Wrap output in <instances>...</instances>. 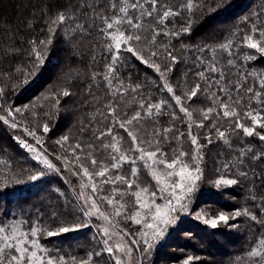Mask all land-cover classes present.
<instances>
[{"label":"trees","instance_id":"16d2710c","mask_svg":"<svg viewBox=\"0 0 264 264\" xmlns=\"http://www.w3.org/2000/svg\"><path fill=\"white\" fill-rule=\"evenodd\" d=\"M199 2L215 6L220 0H199ZM111 3L112 0H0V88L4 89L1 104L5 109L14 107L24 109L29 105L43 104L44 107L37 106L32 109L38 114L36 117L32 116L31 111L25 110L22 114H16V120L21 125L34 129L38 135L41 134V125L47 122L52 131L44 135L43 145L54 155H61V159L69 153L61 149L55 141L63 130L74 124L76 119L78 124L83 126L90 123L94 132L105 131L111 124V117L107 115L104 107L112 100L109 89L102 76H97L96 81H92V74L103 73L107 62L104 59L106 53L103 48L107 41L99 31L102 23L100 19H94L97 13L93 9L111 14ZM185 3L186 0H160V5H167L173 10L180 11V15L169 17L166 21L168 31H179L185 24L189 15L183 8ZM89 5L93 7L89 8ZM58 11H67L73 14L75 19L57 27L53 44L47 50L45 64L38 75L28 85L16 88L15 85L22 75L17 72V68H27L33 59L28 42L31 39L39 41L47 37L48 25L44 21ZM192 18L195 23L190 32L181 33L180 36L171 39V50L180 61L168 74L175 93L182 94L185 73L189 84L198 79L194 75L200 70L195 66L198 63L197 56L206 59L215 56L229 81L234 83L241 79L243 82L242 77L248 75L244 87L258 88L256 77L264 75V54L247 48L243 37L245 34H251L250 30L254 22L258 28L264 27V0H227L214 11L205 8L202 12H195ZM77 23L82 24L85 31L76 29ZM154 23L153 20L145 21L146 30L143 34L149 39L152 32L148 26ZM156 27L163 26L156 25ZM253 35L254 38H258V34ZM229 40L233 41L231 56L219 47ZM157 43H168V37L161 34L157 37ZM201 48L207 50L201 52ZM211 49H215V53ZM249 55L254 57L250 61L245 59ZM124 56V66L119 69L120 78L126 84H139L142 87L136 92L129 89L122 98L117 97L119 104L117 111L121 114V118H124L123 113L131 116L135 111H141L143 115L138 103L141 99L145 101V107L149 102L168 100L175 108L177 116L183 117V113L179 112L174 100L171 99V94L157 86L161 83L159 74L130 54L125 53ZM93 57H96L95 61ZM229 59L234 61L235 68L227 64ZM237 72L240 74L239 77ZM97 84L99 87L96 86ZM90 85L91 91L88 90ZM61 89L69 90L71 95L43 100L46 93L60 92ZM56 99L59 100V105L54 108L52 106L55 105ZM210 103L205 95L198 93L197 97L186 103V106L198 109L207 107ZM64 106L65 112L62 111ZM252 107H257L255 102L252 103ZM242 109L243 105H241ZM46 111L50 115H44ZM167 111L171 109H166ZM100 112L104 115H100ZM0 115H6V112L0 110ZM57 115H59L58 119ZM193 115L194 118L199 116L195 111ZM63 118L66 122L62 121ZM156 119L159 120L161 128L171 124L175 126L176 131L185 132L182 142L173 140L171 143H164L162 147L165 151L182 149L191 153L192 145L187 137L186 122L180 119L173 121L167 114ZM100 121H106L103 130H100L101 127L103 128ZM243 122L249 125L251 123L250 120ZM143 123L149 128L154 125L153 119L144 120ZM204 123V129L193 127L192 131L200 136L201 143L206 144L203 137L207 134L208 125L212 120ZM220 123L224 127L229 125L228 120H221ZM91 127L89 126L88 130ZM256 131L264 134V129L257 128ZM113 134L127 137V133H121L118 127L113 128ZM88 135L95 138L92 134ZM228 136L231 146L219 141L214 135L215 142L203 149L204 179L200 183L201 195L194 209L202 208L209 216L217 215L221 211L231 214L236 210L247 209L257 215L258 219L264 220V163L250 161L252 153L259 154L264 151V142L256 135L244 136L242 130L230 131ZM17 137L25 138L21 131L0 122V161H3L0 163V222L6 224L10 220L22 217L24 221L29 220L34 223L33 216H37L41 222L44 220L43 217L53 216L46 212L48 207H51L49 204L53 203L49 199L52 190L65 185L59 175L54 173H48L36 182L28 181V173L36 170L40 165L30 153L18 146ZM248 148H251L252 152L242 158L243 164H238L239 153ZM229 160L232 161L233 166L227 170L223 169L222 165ZM244 170L248 173L247 177L239 176V172ZM222 175L225 178H236L239 182L233 186L216 188L212 181ZM13 177L23 179L24 183L16 184ZM55 217L52 221L58 222V215ZM230 224L236 227L221 223L218 228L213 229L197 221L196 218L182 219L168 241L158 248L154 257L150 259L146 256L145 264H177L183 263L188 257L198 258L192 260L191 264H243L244 254L249 253L259 240L264 238V227L243 215L230 220ZM129 225L131 226V222ZM59 240L63 243L65 237H46L45 245L58 248ZM221 242L223 246L220 245ZM239 255L244 256L241 259ZM244 264H255V260L251 259Z\"/></svg>","mask_w":264,"mask_h":264},{"label":"snow or ice","instance_id":"6c2138e0","mask_svg":"<svg viewBox=\"0 0 264 264\" xmlns=\"http://www.w3.org/2000/svg\"><path fill=\"white\" fill-rule=\"evenodd\" d=\"M226 2L227 0H220L219 3L212 6L200 3L199 0H195V2L186 0L183 8L189 15L185 24L176 32L168 31L166 21L169 17L180 15V11L173 10L167 5H160V0H112L111 14H104L98 9H93L97 13L94 19H100L102 23L99 31L107 41L103 45L106 53L104 59L107 62L103 73L94 72L92 74V81L95 82L97 76H102L109 89V95L112 97V100L104 106L107 115L111 117V124L105 131L98 130L93 135L101 141L105 136L112 138L111 143H102L101 145L103 149L110 150L106 158L110 160V163H106L104 160L98 162L92 151H89L85 158L90 160V170L89 166L81 163V154L85 152L84 146L77 142L65 148L68 137L63 136L57 139L55 143L69 153L63 157L64 169L80 180V191L76 194L80 215L73 216L71 219H61L55 227L39 221L32 223L29 220L12 225L0 222V264H107L106 261L100 259L105 254L112 264H133L134 251L139 253L135 264H144L143 257L150 256L156 245L165 240L170 234L169 229L174 228L181 220V215L190 213V205L204 179L203 149L215 142L213 136L215 135L219 141L231 146L228 133L242 130L244 136L256 135L260 141L264 142V134L256 131L257 128L264 129V75L256 77L258 88L255 86L245 88L248 75L242 77L243 82L238 79L233 83L227 79L225 70L220 67L215 56L212 59L197 56L198 63L195 66L200 70L196 71L194 75L198 79L189 84L187 73H185L181 95L175 93L174 86L168 78V74L180 62L171 50L172 37L190 32L195 23L192 18L195 12H202L205 8L214 11L215 8ZM92 7L89 5V8ZM74 19L73 14L67 11H58L44 21L48 25L47 37L39 39V41L31 39L28 42L30 55L33 59L27 68H17V72L22 75L15 85L16 88L28 85L38 75L45 64L47 50L53 44L57 27ZM146 20L155 22L148 26L152 32L150 39L143 34L146 30ZM156 25L163 27L158 28ZM76 29L81 32L85 31L84 26L79 23L76 24ZM250 33L244 35L243 42L246 43L247 48L264 54V27L258 28L254 22ZM161 34L168 37V43H157V37ZM253 34H258V38H254ZM232 46L233 41L229 40L219 47L231 56ZM206 50L205 48L200 49L201 52ZM211 51L215 53V49H211ZM125 53L130 54L131 57L159 74L161 83L157 86L162 91L171 94V99L174 100L179 112L183 113V117L177 116L175 108L168 100L149 102L145 107V101L141 99L138 103L143 115L141 111H135L131 116L123 113L124 118H121V114L117 111L119 107L117 97L122 98L129 89L136 92L142 87L139 84H126L120 78L119 69L124 66ZM253 58L251 55L245 57L249 61ZM93 60L95 61L96 57H93ZM227 64L233 68L236 67L232 59H229ZM237 76H240L239 72H237ZM96 86L99 87L98 84ZM88 90L91 91V85ZM198 93L205 95L210 100V105L198 109L187 107L186 103L197 97ZM3 94L4 89L0 88V96ZM70 95L69 90L61 89L60 92L46 93L43 100ZM253 102L257 107H252ZM57 105H59L58 99L52 107L55 108ZM241 105H243L242 110ZM37 106L44 107L43 104H38L26 106L24 109L21 107L5 109L4 105L0 104V110L6 112V115H0V122L12 129H21L27 136L35 140V145H33L27 140L17 137L18 144L33 154V159L40 165L39 168L28 173L27 180L31 182L39 181L48 173L61 174V168L45 154L47 150L42 143L44 135L52 131L49 124L44 122L41 125V134L38 135L34 129L23 126L16 120V114H22L25 110L31 111L32 116L36 117L38 114L32 109ZM166 109H171V111L166 112ZM194 111L199 114L198 118H194ZM165 114L169 115L173 121L180 119L187 123L186 132L192 145L191 153L182 149L178 151L174 149L169 154L164 150L162 147L164 143H171L173 140L182 142V138L185 136V132L176 131L174 125L170 124L163 128L159 126V120L156 118ZM44 115L50 114L46 111ZM100 115L103 116L104 113L100 112ZM147 119L154 121L151 131L143 129V121ZM208 120H212V123L208 125V132L203 137L206 141L205 144L200 142V136L193 133L192 129L193 127L204 129V121ZM221 120H228V127H224L220 123ZM245 120H250V125L244 123ZM117 127L123 129L130 138L129 149H122L119 146L124 138L113 134V128ZM213 130H215L214 133ZM87 148L94 149V146L88 144ZM77 150H79V154ZM250 152H252L251 148L242 150L237 157V163L243 164L242 158ZM70 157L75 158L74 162L79 171L71 166L73 160ZM61 158V155H56V159L60 160ZM252 160L264 163V151L259 154L252 153L250 161ZM125 164L130 166L127 174L123 171ZM140 166L147 170L155 182L152 190L149 186H141L138 182ZM232 166V161L229 160L225 161L222 168L227 170ZM247 175L246 170L239 172L241 177H247ZM96 178L102 179L97 182ZM13 179L16 184L24 183L23 179L15 177ZM238 182L236 178H225L223 175L212 181L216 188L233 186ZM117 184L123 187H117ZM102 185H111L110 195L101 194L103 193ZM128 195L134 198L131 213L128 212V203L125 200ZM100 201L106 202L111 208L110 214L101 208ZM192 215L213 229L218 228L221 223L225 226L236 227V225L230 224V220H235L241 215L249 217L264 227V220L258 219L257 215L247 209L236 210L231 214L221 211L211 217L197 210ZM93 217L103 222L101 233L103 243L99 251L89 253L80 259L74 256L71 259H66L63 255H51L49 249L40 242L41 237L55 238L88 228ZM121 220L131 221L139 228L135 232H129L121 227ZM114 238L116 239L114 240ZM249 256L254 258L255 264H264V238L259 240L258 244L249 252ZM194 259L198 258L188 257L184 264H191Z\"/></svg>","mask_w":264,"mask_h":264},{"label":"rangeland","instance_id":"374dc122","mask_svg":"<svg viewBox=\"0 0 264 264\" xmlns=\"http://www.w3.org/2000/svg\"><path fill=\"white\" fill-rule=\"evenodd\" d=\"M1 102H2V96H0V104H1ZM64 108H65V106L62 108L63 112H65ZM59 114H60V112H59ZM58 117H59V115L56 116L57 119H58ZM57 119L54 120L55 124H56ZM62 121L66 122L64 120V118ZM100 123L103 125V128L101 127L100 130H103L104 126H105L104 123H106V121H100ZM89 126L91 127L90 123L85 125V126H83L82 124H78L77 119H76V121L74 122V124H72V126L63 130L62 133L59 134L57 137H58V139L63 137V136L68 137V141L65 145L66 147H68L69 145H74L77 142H79L82 146H84L85 152L83 154H81V163H84L87 166H89L90 170H91L90 160L85 158L87 152L92 151L93 156L98 160V162L101 160H104L106 163H110V160L106 159L108 156V151H110V150L103 149L101 147V145H102V143H111L112 138L109 136H105L102 141L97 140L96 138H93L92 136L88 135V134L93 135V133H94V131L92 130V127L90 130H88ZM143 129H147V130L151 131L152 128H149V126H146V124L143 123ZM143 129H141V131H143ZM16 130L21 131L25 136L24 139L27 140L30 144L35 145V140L32 137L27 136L21 129H16ZM120 132L125 133V131L123 129H120ZM88 137H90V138H88ZM43 141H45V138H43L42 143H43ZM88 144H92L94 146V149H88L87 148ZM130 144H131L130 138L127 136V137H124L123 141L121 142V145H119V146H121L122 149H129ZM18 146H20V145H18ZM43 146L47 150L45 154L48 155V158L51 159L53 161V163H55L58 167L61 168V174L59 175V177L62 179V182L65 185V187L59 186V188L56 187L57 189L52 190L51 195L49 196V199L54 204L52 203V205H50L51 203L49 204V202H48L47 204H49V206H51V207H48L49 209H47L46 212H49L50 214L55 213V216L58 215L59 220L65 219V218L71 219L73 216H79L80 215V210L78 207L79 201L76 198V194L80 191V180H79V178L77 176L73 175L71 172L66 171L64 169L63 159H60V160L56 159V155L51 153L45 145H43ZM37 147H39V146H37ZM21 149L28 152L26 149H24L22 147H21ZM172 151L171 152L168 151L169 154H171ZM77 153L79 154V150H77ZM30 155H31V157H33V154L30 153ZM71 159L73 160V164L71 166L73 168H75L77 171H79L78 166L74 162L75 158L71 157ZM60 164H62V165H60ZM129 167L130 166L127 164L124 165L123 171L125 174L128 173ZM100 179H102V178H96L97 182H99ZM138 182L140 183L141 186H149L150 190H152L154 183H155L152 180L151 176L148 174L147 170L144 169L142 166H140ZM102 187H103V193H101V194H103V195H110L111 194V192H110L111 185H102ZM117 187H123V186L117 184ZM134 188H135V185H134ZM199 190H201V189H199ZM200 195H201V193H200V191H198L195 194V197L193 198L192 204L190 205V213L188 215H181V220L178 222V224L174 228L169 229L170 234L165 238L164 241H162L161 243L156 245L155 250H153L151 255L147 256V258L149 257L150 259H152V257H154L158 248L160 246H162V244H164L165 242L168 241L170 236L173 234L174 230H176V228L178 227L180 222H182V219H185V218L195 219V216L192 215V213L197 211L194 209V206H195V203H196V201ZM117 199H119V197H117ZM125 200L128 203V212L131 213L132 205L134 204V198L132 196L128 195L125 197ZM157 202H159V201H157ZM100 206L103 210H106L107 212H109V214L111 213V208L106 204V202L100 201ZM198 210L201 211L202 213H204L206 216L211 217L202 208H200ZM55 216H52L51 218H50V216H45V217H43L44 220H42L41 223H44V224L49 225L51 227H55L56 224L59 222V221L58 222L52 221V218H56ZM32 218L35 219L34 223L39 221L37 216H33ZM22 221H24L22 219V217H17L16 219L8 221L5 225L17 224V223H21ZM197 221L202 222L201 220H197ZM130 222L131 221L125 222V221L121 220V227L128 230L129 232H135L137 230V228H139V226L133 224L132 222H131V226H130L129 225ZM102 228H103V222L101 220L93 217L90 220V226L88 228H84V229L78 230L76 232H71L68 234L61 235V236L65 237V240L63 243H60L61 240H59V246H57L58 248H51L50 246L47 247L45 245L46 244V241H45L46 237L45 238L41 237L40 242L46 248L49 249L51 255H63V256H65L66 259H71L74 256L77 259H80V258L86 257V255L89 253H94L95 251H99L101 249L102 243H103V237L101 234ZM61 236H59V238ZM115 239L116 238H114V240ZM220 245L223 246V242H221ZM138 255H139V253L134 251V253H133V264H135L136 257ZM244 255H239L241 259L243 256L245 257V258L243 257V264L245 262L250 261L251 259L254 260V258H251L249 256V253H246ZM147 258H146V256L143 257L144 264H145V259H147ZM100 259L102 261H106L107 264H112V261L107 257L106 254L103 257H101ZM177 264H184V262L183 263L180 262Z\"/></svg>","mask_w":264,"mask_h":264}]
</instances>
